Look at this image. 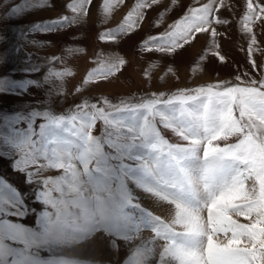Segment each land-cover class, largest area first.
Returning <instances> with one entry per match:
<instances>
[{"label":"snow or ice","instance_id":"6c2138e0","mask_svg":"<svg viewBox=\"0 0 264 264\" xmlns=\"http://www.w3.org/2000/svg\"><path fill=\"white\" fill-rule=\"evenodd\" d=\"M215 2L209 0L199 8L189 7L180 20L164 33L147 37L141 47L162 54L175 52L188 44L194 33L209 30ZM93 3L94 0H71L64 7L77 17H86ZM123 3L124 0H102L101 11L108 16ZM157 3L158 0H136L121 25L101 33L99 38L114 41L117 34H125L138 25L145 10ZM49 7H56L52 0H21L9 10L13 15L5 16L20 18ZM246 8L242 23L250 32L248 23L264 14V5L254 6L248 0ZM75 22L61 16L30 23L28 30L48 33ZM211 35H217L214 29ZM3 39L0 36V41ZM55 60L49 58L50 63ZM124 63L120 59L106 71L95 72L106 77ZM38 70L33 66L24 72ZM49 74L62 76L63 72L50 67L44 81ZM6 82L8 87L3 86ZM256 84L220 82L171 94H152L136 103L123 99L114 103L107 97H97L98 102L85 100L76 105L77 112L71 116L54 114L50 109L0 114V127L8 128V133L0 131V142H6L15 153L5 155L0 151V156L11 160L12 170L20 173L25 183L38 185L32 193L34 202L55 210L37 213L42 229L39 232L2 219L22 218L35 210L27 208L25 194L0 177V264H57L50 258H41L39 252L51 250L61 215L71 205L86 203L92 193H96L92 198L100 211L126 221L128 230L118 235L114 244L117 253L122 245L126 250L121 264H264V79L259 86ZM41 86L38 80L0 78V92L10 95ZM37 120L42 122L36 124ZM98 122L102 123L99 137L93 135ZM160 127L171 130L182 143L170 142ZM231 138L235 142L228 143ZM219 141L225 142L223 147L214 143ZM93 161L102 180L93 178ZM48 169L61 171L62 175L42 181L33 179ZM196 172L199 176L193 175ZM253 177L252 185L245 190V180ZM129 180L145 194L174 205L171 219L165 221L144 209L129 189ZM201 182L203 192L198 194L196 184ZM129 209L139 212L143 229L150 228L152 237L142 235L137 217L126 215ZM232 214L245 218L254 215L255 219L239 223ZM6 239L10 243H5ZM157 241L161 243L157 245Z\"/></svg>","mask_w":264,"mask_h":264},{"label":"rangeland","instance_id":"374dc122","mask_svg":"<svg viewBox=\"0 0 264 264\" xmlns=\"http://www.w3.org/2000/svg\"><path fill=\"white\" fill-rule=\"evenodd\" d=\"M52 2L56 7L38 9L20 18L10 19L5 14L13 15L9 10L13 5L20 4L21 0H10L9 3L0 0V36L4 37L0 41V60L4 61L0 63V78L7 77L9 81L38 80L42 84L41 87L29 88L23 94L0 92V114L50 109L54 114L71 116L77 112L76 105L85 100L88 103L98 102L97 97H107L114 103L121 99L136 103L141 98H151L152 94H171L182 89H194L220 82L252 86L255 81L256 86H259V82L264 79V14L249 22L248 28L251 31H246L242 18L246 14L248 0H216L209 30L194 33L188 44L167 54L145 50L141 45L147 37L158 36L168 30L185 15L189 7L199 8L209 3V0H158L157 4L145 10L144 18L138 25H134L125 34H117L114 41L101 40L99 36L108 30L117 29L136 0H124L108 16L101 11L102 0H94L86 17H77L64 7L71 0ZM252 2L254 6L264 5V0ZM61 16L75 19L76 22L48 33H30L28 30L30 23L52 21ZM212 29L217 33L215 38L211 35ZM252 37H255L254 44ZM33 40L45 43L33 45L30 43ZM221 56L223 60L220 59ZM49 58H56L55 63H50ZM120 59L125 61L124 65L112 74L104 77L95 72L97 69L106 71ZM33 66L39 70L31 74L24 72L25 68ZM50 67L54 71H62L63 75L49 74L47 81H44ZM3 86L8 87V83ZM14 91L20 92L15 88ZM41 122L37 120L36 124ZM101 129L102 123L98 122L93 135L99 137ZM0 131L8 133V128L0 127ZM160 131L170 142L182 143L171 130L160 127ZM60 134L72 139L66 133ZM10 138L16 139L15 136ZM233 142L234 138L228 141ZM214 143H219L221 147L225 144L224 141ZM0 151L5 155L15 154L6 142H0ZM90 167L94 180H102L101 174L95 172V161ZM61 175V171L48 169L33 179L42 181L46 177L55 178ZM193 175L199 176V172ZM0 177L25 194L27 208L35 210L22 218L5 216L2 219L20 223L37 232L41 231L37 213L55 210L34 202L32 193L38 185L25 183L24 177L12 170L11 160L4 159L3 156H0ZM83 179L87 180V177ZM253 180L254 177L245 180V190L252 185ZM127 184L134 196L139 198L138 202L143 208L151 211L154 216H160L167 221L174 215V205L157 199L152 204L147 200L148 195L132 181H127ZM196 191L198 194L203 192L202 182L196 184ZM58 195L53 192L54 197ZM95 196L96 193H92L86 203L71 205L61 215L52 236L51 250H41V258H50L57 264H121L126 250L122 245L117 253L114 249L115 243L112 242H116V237L128 230L126 221L121 216L100 211L96 200L92 198ZM103 198H107L106 194H103ZM128 211L126 215L137 217L136 222L141 224L142 235L146 238L152 237L154 234L150 228L143 229L139 212L131 209ZM232 218L239 223H249L255 216L245 218L232 214ZM128 226L130 227V223ZM5 243L10 241L6 239ZM159 243L161 242L157 241V245Z\"/></svg>","mask_w":264,"mask_h":264},{"label":"bare ground","instance_id":"6f19581e","mask_svg":"<svg viewBox=\"0 0 264 264\" xmlns=\"http://www.w3.org/2000/svg\"><path fill=\"white\" fill-rule=\"evenodd\" d=\"M144 197V196H143ZM155 197H152V196H147V200L150 202V203H152V204H154L156 201H155ZM243 217V216H242ZM111 240V239H110ZM108 243V242H107ZM112 243H115V242H112ZM109 244H111V243H109ZM108 244V245H109ZM114 249H115V247H114ZM113 252V251H112Z\"/></svg>","mask_w":264,"mask_h":264}]
</instances>
